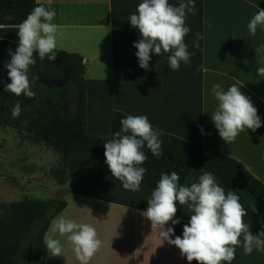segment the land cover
<instances>
[{"label":"crops","instance_id":"crops-1","mask_svg":"<svg viewBox=\"0 0 264 264\" xmlns=\"http://www.w3.org/2000/svg\"><path fill=\"white\" fill-rule=\"evenodd\" d=\"M141 2L40 0L56 13L52 21L58 25L56 49L78 53L85 60L87 131L109 134L113 111L145 115L156 129L201 143L205 154L222 151L236 158L264 183V76L257 75V69L264 67V29L258 28L256 35L250 36L247 27L258 10L264 9V0H194L196 12L185 19V26L190 28L184 38L192 53L190 66L181 62L176 71L169 68L170 53H150L149 70L139 67L133 44L140 34L131 26L129 17ZM181 2L187 0H169L172 6ZM198 33L203 35L198 41L199 49L193 47ZM87 73L90 76L86 77ZM214 84L225 91L233 84L238 86L257 109L261 127L241 132L235 142L225 144L211 120L218 104L212 91ZM205 172L200 168L192 170L184 186L198 182ZM68 174L66 187L72 200L101 206L103 221L67 215L66 202V207L52 219L44 243L45 236L55 228L54 221L63 217L77 224L87 221L102 241L88 264H188L174 245L166 241L161 244L158 232L152 231L143 216L152 188L141 183L139 191L125 190L121 181L111 176L104 155L97 152L71 154ZM215 180L225 194L231 191L239 196L250 232L255 235L264 230V204L244 189L229 188ZM192 214L184 205V220L188 222ZM165 227H171L170 223ZM69 245L64 252L69 254L70 262L59 259L54 264H81L71 242ZM48 257L46 248L44 264H52ZM231 264H264V251L254 249L251 255H244L241 243Z\"/></svg>","mask_w":264,"mask_h":264},{"label":"clouds","instance_id":"clouds-1","mask_svg":"<svg viewBox=\"0 0 264 264\" xmlns=\"http://www.w3.org/2000/svg\"><path fill=\"white\" fill-rule=\"evenodd\" d=\"M37 5L17 26L18 46L14 53L9 52L11 60L5 65L11 81L5 90L28 98L35 96L30 66L37 63L36 57L41 61L56 58L58 25L52 22L56 13L41 4L40 0H37ZM195 12L194 0L181 2L179 6H172L169 0H142L135 14L129 17L131 26L140 34L138 42L133 44L137 49L135 55L139 67L149 70L150 53L158 56L170 53L167 58L173 71L179 70L181 62L190 66L192 53L184 42L190 28L185 26V19L187 14L194 15ZM247 27L250 36H255L258 28L264 29V9L258 10ZM202 39L203 35L198 33L193 47L199 49L198 41ZM257 75L264 76V67L257 69ZM212 91L218 104L211 120L225 144L235 142L241 132L261 127L257 109L238 86L233 84L225 91L221 85L214 84ZM20 113L21 106L17 101L11 116L15 119ZM120 125L119 131L114 132L103 145L105 164L111 176L121 181L125 190L136 192L140 190L147 171L141 166L147 159L142 149L147 147L153 156L159 157L162 154L160 132L153 129L145 115H128L120 121ZM179 179L175 171L162 174L143 212L152 231L158 232L161 244L166 241L174 245L188 264L193 261L196 264H231L241 243L244 255H251L254 249L264 251V230L255 235L250 232V225L243 219L247 212L238 195L231 191L225 194L224 188L208 172L190 187L181 186ZM177 203L187 205L194 214L183 226L182 236L172 239L174 228L165 226L169 222L172 225L180 223L179 219H174ZM54 227L60 235L68 234L67 238L81 264H88L101 247L102 241L91 225L77 224L60 217L54 221ZM45 244L52 256H61L59 240L48 239Z\"/></svg>","mask_w":264,"mask_h":264},{"label":"trees","instance_id":"trees-1","mask_svg":"<svg viewBox=\"0 0 264 264\" xmlns=\"http://www.w3.org/2000/svg\"><path fill=\"white\" fill-rule=\"evenodd\" d=\"M43 4L46 8L47 5ZM37 0H0V55L14 53L18 46L17 26L36 7ZM55 63L45 59L33 65L35 71L45 77L60 75L68 89L73 88L75 108L72 112L64 109L65 95L61 86L34 84V98L21 94L16 96L6 91L11 81L7 71H0V123L11 126L25 139L44 143L55 150L57 164L49 171L60 186H66L68 157L76 152L91 151L104 155V143L119 131L120 121L128 116L122 111H113L111 130L108 135H93L86 129V82L85 65L80 54L55 49ZM35 55V54H34ZM20 102L19 117L12 118L11 112L16 102ZM153 129H156L153 127ZM162 154L155 157L144 147L147 159L141 165L147 171L141 183L155 189L162 174L175 171L179 184L184 186L188 174L200 168L211 173L219 182L229 188L248 191L264 204V183L255 177L242 162L222 152L205 154L199 142L185 140L160 131ZM105 158V157H104ZM106 165V164H105ZM107 167V165H106ZM108 168V167H107ZM68 191V188H65ZM69 192V191H68ZM67 203L60 198H23L0 203V264H44L46 245L44 235L52 219ZM174 219L180 223L170 226L176 236H182L183 226L188 222L183 218V206L177 203ZM192 264H196L195 261Z\"/></svg>","mask_w":264,"mask_h":264},{"label":"rangeland","instance_id":"rangeland-1","mask_svg":"<svg viewBox=\"0 0 264 264\" xmlns=\"http://www.w3.org/2000/svg\"><path fill=\"white\" fill-rule=\"evenodd\" d=\"M83 64H85V60ZM99 65L101 66V62ZM90 72L92 73V70ZM87 74L86 77L90 76L89 73ZM59 86H61V91L65 95L64 109L72 112L75 108L73 88L68 89L66 82L63 80H59ZM58 158V153L51 147L44 143H36L30 139H25L20 132L11 126L0 123V203L23 198H60L69 202V207L66 210L67 215L77 214L88 220L92 218L94 222L100 220V218L103 221L101 206L75 203L69 195L70 193L65 190L68 187L58 185L51 177L49 171L57 164ZM85 224H87V221H85ZM67 236L68 234L60 235L53 228L45 236V241L48 239L59 240L64 252L65 248H70V241ZM59 259L64 263L70 262V256L67 252H64L61 256H52L49 251V263H57Z\"/></svg>","mask_w":264,"mask_h":264},{"label":"water","instance_id":"water-1","mask_svg":"<svg viewBox=\"0 0 264 264\" xmlns=\"http://www.w3.org/2000/svg\"><path fill=\"white\" fill-rule=\"evenodd\" d=\"M11 60L10 55H0V71H7L5 67ZM30 79H33L34 84H43L47 86H51L55 84L56 86L59 85L60 75H56L55 77L49 78L41 75L40 73L35 71L34 66H30Z\"/></svg>","mask_w":264,"mask_h":264}]
</instances>
